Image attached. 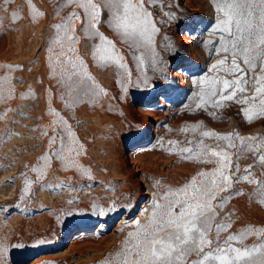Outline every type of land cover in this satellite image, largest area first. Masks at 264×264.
Here are the masks:
<instances>
[{"label":"rangeland","instance_id":"374dc122","mask_svg":"<svg viewBox=\"0 0 264 264\" xmlns=\"http://www.w3.org/2000/svg\"><path fill=\"white\" fill-rule=\"evenodd\" d=\"M146 7L159 29L154 34L155 68L150 58L138 66L134 54L140 50L129 49L109 26L107 10L102 11L98 30L124 57L127 69H122L93 58L94 45L101 41L83 31L78 5L66 0H0V80L8 77L0 98V264H116L136 221H147L155 202L163 203L165 191L215 167L214 162L186 159L178 151L184 145L169 141L198 140L200 131L238 133L258 138L256 143L264 138V116L253 115L249 121L242 112L247 105L226 101L218 108H196L201 79L216 75L211 66L225 55L218 51L220 33L214 29L221 13L214 0H155ZM73 12L80 18L68 21V31L77 40L65 42L62 49L55 41L63 27L55 26ZM169 12L174 15H166ZM62 50L78 66L76 58L82 59L81 72L92 79L84 77L81 84L73 77L70 85L58 83L62 70L71 71L65 56L59 55ZM176 69L181 79L173 74ZM152 90L165 102L144 114L140 99ZM185 128L189 131H182ZM54 135L56 141L50 144ZM61 137L65 161L53 155L60 150ZM204 142L225 143L215 138ZM135 145L146 149L138 162L126 153ZM232 159L235 163V150ZM238 163L237 176L252 165L250 179H255L250 183L233 178L227 191L217 189L213 204L220 196L229 197L217 208L216 221L230 222L219 239L244 231L242 240L231 243L251 248L264 241V203L256 183L264 180V167L255 153H246ZM117 164L124 172L115 170ZM148 183L159 194L144 192ZM209 238H216L215 225Z\"/></svg>","mask_w":264,"mask_h":264},{"label":"snow or ice","instance_id":"6c2138e0","mask_svg":"<svg viewBox=\"0 0 264 264\" xmlns=\"http://www.w3.org/2000/svg\"><path fill=\"white\" fill-rule=\"evenodd\" d=\"M69 4H76L82 9L84 17L83 31L89 38L98 37L100 44L94 45L93 58L102 62H114L119 68L127 69L124 57L118 54L115 43L100 33L97 25L101 22L103 10L109 14V26L119 33L121 39L128 44L130 50H140L134 59L138 66L144 65L146 58L151 59L155 68L158 53L154 47V34L159 31L152 19L153 13L146 7V3L155 0H66ZM7 3V0H5ZM218 17L216 29L219 31V49L225 55L211 66L216 75L203 77L200 81V92L197 95L196 108H218L226 101H235L237 104L247 105L242 108L244 116L251 121L253 115L264 116V0H214ZM16 13H13L15 19ZM172 16L174 13H166ZM73 17L80 18L73 12L69 17L55 27H63V35L58 36L56 43L71 44L77 37L69 34L68 21ZM211 43V42H209ZM75 52L74 48H69ZM65 56L71 71L62 70L58 83L69 85L73 77L88 80L92 78L86 71L81 72L84 66L82 59L79 66L72 57L61 51ZM61 61L57 56L56 63ZM257 68L259 72L257 73ZM251 73V79L249 74ZM130 76L131 73L128 72ZM8 77L0 80V98L3 96L2 84ZM251 89L250 94H246ZM71 95V87H69ZM63 99V97H61ZM79 99V97H77ZM71 107L70 104H66ZM53 111H55L53 109ZM209 115H215L209 112ZM63 120V118L61 117ZM66 123V121H65ZM202 123V122H201ZM70 127V126H69ZM182 131H189L188 128ZM197 131V126L191 128ZM73 133L68 132L71 137ZM200 139L188 141H169L170 145H180L179 154L186 159H196L198 162L213 163L215 167L210 171H201L198 177H193L189 183L176 188H169L162 194L160 201L155 202L147 221H136L135 232H129V240L125 242L123 250L117 254L116 264H264V241L257 245L235 247L232 241L242 240L246 233L239 235L229 234L221 241V229L230 227V222L216 221L217 208L223 207V202L229 197L220 196V193L231 187L233 178L252 182L250 179L252 165H245L244 174L240 172L238 160L246 153H255L262 167H264V138L242 137L238 133H217L214 131H200ZM204 138H215V145L205 144ZM55 135L50 138V144L55 143ZM238 141V142H237ZM60 150L53 151V155L65 161L64 138L60 139ZM232 150H235L236 162L232 159ZM69 154L72 149H68ZM186 154V155H185ZM214 158V159H213ZM47 160V155L41 156ZM35 170V169H34ZM87 171V170H85ZM261 203H264V180H257ZM25 191H28L25 188ZM239 194V193H237ZM109 211L113 209H108ZM100 214H104L101 209ZM215 225L216 238L210 239L209 233ZM19 246V245H18ZM0 244V252H3ZM195 256L189 260L188 257Z\"/></svg>","mask_w":264,"mask_h":264},{"label":"bare ground","instance_id":"6f19581e","mask_svg":"<svg viewBox=\"0 0 264 264\" xmlns=\"http://www.w3.org/2000/svg\"><path fill=\"white\" fill-rule=\"evenodd\" d=\"M189 36H192L191 34ZM188 36V37H189ZM182 61V60H181ZM185 61V60H184ZM181 63V62H180ZM183 63V62H182ZM181 68V67H180ZM181 73L180 71H178L177 69L173 71V74L178 76L179 79H181ZM140 101L144 104V107H143V112L144 114L145 113H150V112H154V108L155 106L161 104V103H164V96H162L161 93H157L155 90H152L151 93H149V95L146 97V98H142L140 99ZM145 136V135H144ZM139 143V142H138ZM141 143V142H140ZM137 144V143H136ZM141 145H135L133 147H131L126 153L129 155V158L131 160H137V162L139 161V159H142L141 157H138L139 153L146 150V149H143V147L141 148L140 147ZM143 154V153H142ZM142 162V160H141ZM140 163V162H139ZM141 164V163H140ZM115 170L119 171V172H124V167L121 165V164H117L116 167H115ZM147 186V189L144 190L145 191H148L150 192L151 194H159L158 192V189L156 187H154L152 185V187L148 184H146ZM143 193V192H142ZM154 195V196H155ZM156 198H159V197H156ZM144 204V203H142ZM143 207V206H141ZM126 213V212H125ZM120 221V220H119ZM80 228V227H79ZM80 231V230H79ZM74 234V233H73ZM72 234V235H73ZM75 236V235H74ZM71 239H72V236H71ZM43 255V254H42Z\"/></svg>","mask_w":264,"mask_h":264}]
</instances>
